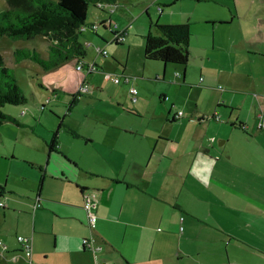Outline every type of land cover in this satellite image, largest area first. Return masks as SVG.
Instances as JSON below:
<instances>
[{
    "label": "crops",
    "instance_id": "obj_1",
    "mask_svg": "<svg viewBox=\"0 0 264 264\" xmlns=\"http://www.w3.org/2000/svg\"><path fill=\"white\" fill-rule=\"evenodd\" d=\"M117 1L99 8L107 13L99 22L104 28L116 24L117 29L125 30L124 59L108 56L106 51L105 55L99 53L103 58L98 60L97 55L91 63L83 57V63L84 68L95 66L89 73L97 69L116 73L120 79L112 86L121 90L124 84L129 90L140 84L147 65L141 58L137 67L130 63L140 39L130 31L134 21L121 28L113 23L111 15L124 8ZM200 1L225 9L219 16H210V9L203 11V26L196 31L203 39L210 38L212 48L225 43L227 89L231 94L245 89L251 93L246 98L248 118L230 124L241 128L236 148L227 147L219 155L214 134L203 140L198 138V129L167 128L168 109L150 116L157 122L153 126H135L130 117L133 113L124 108L102 112L96 126L88 131L75 130L62 118L55 130L42 126L45 165L50 164L40 169L35 194L38 206L33 208L32 204L31 226L22 230V236L31 238V256L25 257L16 237L13 241L4 236L6 249L3 256L0 253V264H264V127L256 125L260 112L264 121V0H195ZM177 3L157 0L158 5L171 4L166 12L157 10V22L171 23L178 11H188L177 9ZM89 39L84 37L83 41L89 44ZM108 57L112 61L108 62ZM81 70L72 59L47 72L58 83L63 75H73L74 103L85 79ZM198 71L204 73L202 65ZM135 72L139 76L131 74ZM185 72L186 67L181 70L182 80ZM45 81L52 85L51 76ZM167 84L159 88L163 100L169 99L164 98ZM125 96L118 98L121 105L128 102ZM228 99L229 104L234 102L233 96ZM178 111L169 122L182 116ZM54 132L56 150L49 152L47 143ZM63 134L82 138L80 150L78 143ZM188 134L193 135V142L183 144ZM45 170L54 183L50 193L42 196ZM84 193L95 201L94 227L88 225L82 205ZM15 252L19 254H12Z\"/></svg>",
    "mask_w": 264,
    "mask_h": 264
},
{
    "label": "rangeland",
    "instance_id": "obj_2",
    "mask_svg": "<svg viewBox=\"0 0 264 264\" xmlns=\"http://www.w3.org/2000/svg\"><path fill=\"white\" fill-rule=\"evenodd\" d=\"M117 3L119 7L124 8L123 10L116 9L111 15L113 23H117L121 28L128 24L132 25L131 22L134 21L130 31L140 39V45L134 48L130 63L137 67L141 58L143 62L146 61L147 65L140 84L134 85L136 88L135 100H132L126 85L123 84L125 89L116 90L112 86L114 82L105 79L103 72H100L99 69L89 73L83 68L81 72L85 75L84 83L88 85V88L86 91H80L77 100L73 103L72 96H75L76 91L71 85L73 75H63L62 82L58 83L55 76L47 72L53 69L43 70L40 65L29 59L19 62H15L13 59V50L16 47L36 48L46 57V40L43 37L36 36L26 40H15L7 36L0 37V54L3 61L13 70L27 99L23 104H5L1 107L3 112L13 114L12 116L20 123L6 121L0 124V186H4V192L0 195V201L3 203V206H0V240L2 242L4 236L14 241L16 235H22V230L31 226L32 204L35 202L40 169L42 167L49 168L50 164L48 162L45 165L47 153L43 151L45 147L41 129H43L42 126L44 129L50 126L51 130H55L60 118L64 123L69 120V124L75 130L88 131L96 126L102 112L119 108L129 109L133 113L130 117L135 126L157 124L155 119L150 116H153L154 112L160 113L167 109L170 121L172 114L180 110L182 116L178 117L176 122L168 121L167 128H180L189 132H196L198 129V138L200 137V139H208L214 134L215 148L220 151L219 155L227 150V147L236 148V144L240 141L241 128L231 127L230 124L231 121H245L248 118L246 98L251 93H248L247 89L243 93H230L227 89V47L225 43L222 41L212 48L208 44L210 38L203 39L196 31L198 27L203 26L200 18L203 11L206 12L207 9H210V16H219L225 12V9L212 2L200 1L197 3L195 0H178L175 7L188 11H178L180 14H174L173 21L170 22L188 21L191 23L192 32L188 45V61L183 65L143 58V42L144 36L149 30V22L157 21L160 16L157 11V0H118ZM147 6H149L148 11H144ZM170 6L171 4L162 5V9L166 12ZM3 7H6V2L0 0V8ZM105 13L96 5L90 3L88 6L86 23H99L97 33H93L88 26L79 33V40L85 48L84 57L88 63L93 62L92 60L100 55L96 51L97 46L105 49L108 56L113 55L118 60L119 58L124 59L125 43H114L111 29L104 28L99 22L100 18L107 15ZM218 24L216 23V25ZM150 30H153L152 27ZM84 37H90L91 43L86 44L83 41ZM207 56L208 59H206ZM100 58L103 57L100 55L98 60ZM107 61L112 60L108 57ZM69 63L73 65V62ZM157 65L160 66L158 70ZM201 65L204 69L202 74L198 71ZM183 66L186 67V72L182 80ZM104 71L110 70L104 69ZM176 72L180 74L177 75ZM46 73H48L47 76ZM131 74L139 76L136 72ZM200 75L201 77H199ZM49 76L52 77V85L45 81ZM165 84L169 85V90L166 88L168 100L161 99L159 93L160 85L164 86ZM253 94L255 95V93ZM124 95L127 96L128 102L126 105H121L118 98H122ZM231 96L234 97V102L229 104L228 98ZM68 110L70 111L68 112ZM22 113L25 115L23 116ZM249 120H252V113ZM63 135L78 143L77 148L80 150L79 145H83L84 141L82 138H71L68 134ZM227 136L228 141L224 143ZM192 137L191 134L185 135L183 144H187L190 140L193 142ZM42 153L43 155H41ZM65 164L70 165L68 161H65ZM45 171L40 192L42 196L50 193L54 183L50 178L49 171ZM4 251L0 247L2 256ZM5 253L7 254V252Z\"/></svg>",
    "mask_w": 264,
    "mask_h": 264
},
{
    "label": "trees",
    "instance_id": "obj_3",
    "mask_svg": "<svg viewBox=\"0 0 264 264\" xmlns=\"http://www.w3.org/2000/svg\"><path fill=\"white\" fill-rule=\"evenodd\" d=\"M111 0H5L6 7L0 8V37L26 40L41 36L46 40L47 56L36 48L16 47L13 59L19 62L29 59L50 70L62 63L75 59L83 62L85 48L79 40L80 26L85 25L89 4ZM103 25V22H100ZM104 26V25H103ZM152 27V31L150 28ZM113 33V31L111 30ZM191 36L189 22H149L144 36L143 58L163 63L185 65L188 61V45ZM185 66H183L184 68ZM79 94V92L77 91ZM26 96L11 68L5 65L0 54V124L17 119L2 111L5 104L18 105L26 102ZM243 127L241 122L238 123ZM56 134L47 143V150L55 151ZM4 186H0V195ZM40 188V183H39Z\"/></svg>",
    "mask_w": 264,
    "mask_h": 264
},
{
    "label": "built area",
    "instance_id": "obj_4",
    "mask_svg": "<svg viewBox=\"0 0 264 264\" xmlns=\"http://www.w3.org/2000/svg\"><path fill=\"white\" fill-rule=\"evenodd\" d=\"M106 3L109 2H98L96 4V6L98 8H102ZM112 7V6H111ZM157 10L160 12L162 10L161 5H157ZM112 11V8L109 10ZM86 26L82 25L80 26V30H84ZM89 28H91L93 31H96L98 29V23H90L88 25ZM111 29L113 31V36H112V40L116 43H122L125 41V30L123 29H117V25L114 24L111 26ZM96 51L98 53H101L103 55L106 54L105 49H102L100 47H96ZM84 68V63L83 62H78L76 63V69L77 70H81ZM84 69H86V72H90L91 70L95 69V66L93 64H88ZM103 76L105 79H110L113 82H118L120 77L119 75H117L116 73H109V72H104ZM125 81H128L129 78L128 77H123ZM88 88V85L86 83H81L78 87V92L80 91H86ZM129 93L132 96V99L135 100V94H136V88L131 86L129 88ZM167 96H165L164 98H166ZM182 112L178 111L177 115H181ZM213 117L215 118V116L213 115ZM256 119H257V127L258 128H263L264 127V121L262 120V113H258L256 115ZM83 208L86 212V216H87V221H88V225L90 227H94L95 225V221H96V215L94 213V207H95V201L93 200V198L91 197V195L84 193L83 194ZM0 206H3V203L0 201ZM38 206V201L35 200V202L33 203V208H36ZM17 241L20 243L21 246V251L23 252V254L25 255V257H27L28 259H30L31 256V238L27 237V236H22V235H17L16 236ZM85 243H88L87 239L83 240ZM0 247L3 249H6V245L0 240ZM97 247H93L92 249H96ZM13 259H15V257L13 256ZM99 264H105L104 262H101Z\"/></svg>",
    "mask_w": 264,
    "mask_h": 264
}]
</instances>
